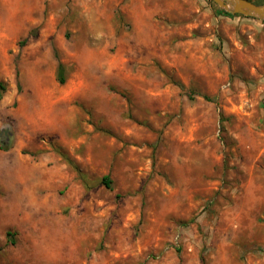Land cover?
Listing matches in <instances>:
<instances>
[{"label": "rangeland", "instance_id": "374dc122", "mask_svg": "<svg viewBox=\"0 0 264 264\" xmlns=\"http://www.w3.org/2000/svg\"><path fill=\"white\" fill-rule=\"evenodd\" d=\"M222 11L0 0V264H264V21Z\"/></svg>", "mask_w": 264, "mask_h": 264}, {"label": "water", "instance_id": "95a60500", "mask_svg": "<svg viewBox=\"0 0 264 264\" xmlns=\"http://www.w3.org/2000/svg\"><path fill=\"white\" fill-rule=\"evenodd\" d=\"M220 8L230 14H242L264 21V2L256 3L252 0H212Z\"/></svg>", "mask_w": 264, "mask_h": 264}, {"label": "trees", "instance_id": "16d2710c", "mask_svg": "<svg viewBox=\"0 0 264 264\" xmlns=\"http://www.w3.org/2000/svg\"><path fill=\"white\" fill-rule=\"evenodd\" d=\"M222 13H224L227 16H231V17L239 15V14H230L226 11H222ZM57 80L60 84H63L65 82L64 65L61 62H59L57 65ZM4 90H5V85L3 82L0 81V96H2ZM101 183L105 185L107 189L112 188V181L110 180V177L108 175H105L101 178Z\"/></svg>", "mask_w": 264, "mask_h": 264}]
</instances>
